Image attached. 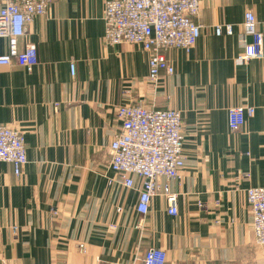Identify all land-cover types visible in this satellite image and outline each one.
<instances>
[{
  "label": "crops",
  "instance_id": "0c3cea01",
  "mask_svg": "<svg viewBox=\"0 0 264 264\" xmlns=\"http://www.w3.org/2000/svg\"><path fill=\"white\" fill-rule=\"evenodd\" d=\"M104 11L105 0H53L19 41L36 45L38 63L0 66V125L24 134L28 158L20 176L0 162V264H143L151 247L166 264H256L264 245L246 190L264 186V57L235 60L246 11L264 34V0H201L196 47L167 52L174 74L156 89L149 52L106 43ZM219 25L233 34L216 35ZM131 103L182 113L176 216L162 196L141 215V180L128 188L110 168L117 109ZM246 105L254 115L230 130L228 109Z\"/></svg>",
  "mask_w": 264,
  "mask_h": 264
},
{
  "label": "built area",
  "instance_id": "2783aa9c",
  "mask_svg": "<svg viewBox=\"0 0 264 264\" xmlns=\"http://www.w3.org/2000/svg\"><path fill=\"white\" fill-rule=\"evenodd\" d=\"M53 0H0V38L7 39L8 49L0 53V66L17 63L31 70L39 61L34 44L20 48V38L37 16L46 15ZM201 0H105L104 39L108 45L129 43L150 53L148 80L154 89L163 75L174 74V66L167 56L170 50L190 53L201 35L197 22ZM233 26H216L215 33L233 34ZM243 49L236 63L244 65L264 57V34L252 11H246L242 22ZM75 75V63L70 64ZM252 106H234L228 109V123L238 131L248 117ZM121 129L109 146L110 168L128 188L141 180L137 211L146 215L155 196H162L167 212L178 214V194L169 181L181 177L185 167V133L182 113L178 109L147 107L143 103L121 105L117 109ZM0 162L13 164L20 176L28 163L24 134L9 125H0ZM165 181V182H164ZM167 181V182H166ZM247 202L252 211V226L258 245H264V186L247 188ZM167 254L159 248H149L143 264H166ZM10 264V263H4ZM64 264H90L70 263Z\"/></svg>",
  "mask_w": 264,
  "mask_h": 264
},
{
  "label": "rangeland",
  "instance_id": "374dc122",
  "mask_svg": "<svg viewBox=\"0 0 264 264\" xmlns=\"http://www.w3.org/2000/svg\"><path fill=\"white\" fill-rule=\"evenodd\" d=\"M219 26H223V25H219ZM224 26H226V25H224ZM263 33V32H262ZM147 107H149V106H147ZM168 108H170V107H168ZM172 109H176V108H172ZM5 125V124H4ZM19 130V129H18ZM184 131V130H183ZM11 264V263H10ZM256 264H264V256L263 255H261V253H259V256H258V258H257V262H256Z\"/></svg>",
  "mask_w": 264,
  "mask_h": 264
}]
</instances>
